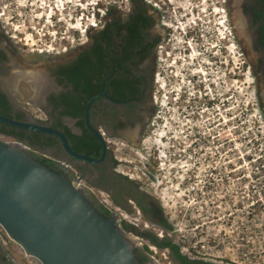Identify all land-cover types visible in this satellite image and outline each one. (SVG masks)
<instances>
[{
	"label": "flooded vegetation",
	"instance_id": "af4514ba",
	"mask_svg": "<svg viewBox=\"0 0 264 264\" xmlns=\"http://www.w3.org/2000/svg\"><path fill=\"white\" fill-rule=\"evenodd\" d=\"M68 3L0 0V92L9 102L12 118L58 129L75 152L95 159L104 154L93 130L97 131L106 143L105 157L94 163L73 158L61 139L48 132L25 129L22 139L1 135L23 143L42 163L50 159L58 172L79 184L99 212L113 218L129 238L140 262L160 264L163 257L181 264L173 252L175 246L182 254L179 229L151 184L161 174L158 136L168 147L177 135L172 158L176 168L168 171L169 177L183 175V165L201 160L199 154H208L204 159L210 161L216 147L230 159V126L224 120L230 114V102L226 89L221 92L218 74L222 62L227 64L230 83L228 29L234 23L256 75L264 110V0H176L174 4L160 0L158 6L156 0H128L125 5L111 6L102 2L97 26L86 28L77 44H71ZM19 6L20 15L16 13ZM30 11L37 20H29ZM191 15L199 18L195 25ZM21 20L26 31L15 28ZM184 26L188 31L182 30ZM36 27L45 28L44 37ZM30 29L40 45L49 44L48 49L41 46V52H35L27 47L22 39ZM16 37L21 38L19 46L13 44L19 42ZM11 85L34 89L30 100L37 109L17 104L8 92ZM89 104L93 130L87 123ZM199 147L209 150L201 153L195 150ZM148 157L150 165L142 179L126 174L142 167ZM192 173L202 187L204 179L197 171ZM211 193L212 188L196 193V202L208 195L207 205L214 208ZM209 207L207 212H211Z\"/></svg>",
	"mask_w": 264,
	"mask_h": 264
},
{
	"label": "rangeland",
	"instance_id": "374dc122",
	"mask_svg": "<svg viewBox=\"0 0 264 264\" xmlns=\"http://www.w3.org/2000/svg\"><path fill=\"white\" fill-rule=\"evenodd\" d=\"M69 1L68 11H70V15L68 17L71 26H74V28H70V39L71 44H77L79 37H81L78 28L83 29L88 25V17L91 16L89 13H92V9L89 11L88 8L89 12H83L79 4L84 3L89 7L93 5L94 0ZM103 1H107V6L117 2L125 5L128 2V0ZM175 2L176 0H174ZM183 5L186 6L187 3ZM21 9L19 6L16 13L23 14L20 12ZM40 10L45 11L42 8ZM30 12L32 15L31 13L28 15L29 20H33V18L37 20L34 11ZM101 13L103 11L98 12L96 16H100ZM11 14H15V12H11ZM76 19H78L77 22ZM82 19H84V27L79 24ZM233 24L232 31L240 53L238 54L237 49L230 45V83L227 84V64L224 65L222 62L221 71L218 75L221 92H225L226 89L225 96L227 98L229 95L230 102V114L226 115L225 118L230 117V130L228 132H230L231 137V172L234 176L245 174L247 177L232 178L229 183L230 197L229 195L226 196V199L231 198L230 201L223 198L221 195L224 194V191L218 189L215 197H212L216 201L214 203L215 208L212 209L207 205L208 198L197 203L193 195H183L170 183H167L161 194L165 195L167 207L171 211L173 221L177 224L176 227L182 228L181 233L184 234L182 236L184 240L194 241L196 236L202 233V236L200 234L198 237L202 239V244L205 246L202 247L200 256L211 260L215 259L213 262L216 264H264V110L260 101L256 75L247 60L244 49L240 46ZM32 25L36 24L32 23ZM218 25L220 26L219 30L222 31L223 27ZM15 28L18 29L17 31H26L25 22L23 20L17 21ZM15 28L12 30L13 33H16ZM35 29L41 32L39 36L43 35L45 30V28L39 29L38 27ZM31 32L32 29L28 30L25 33L26 38L22 39L27 42V47L32 50L35 48V52H41L42 47L48 49L49 44L40 45L41 42L37 39L36 33L33 35ZM16 40L19 42L13 44L19 46L21 38L16 37ZM230 42L232 41L230 40ZM38 48L40 49L37 50ZM41 61L42 59L37 62ZM222 61L224 60L222 59ZM9 88L8 92L14 96L17 104L37 109L30 100L35 95L34 89L32 90L28 86L20 88L17 85H11ZM0 140L10 142L12 139L0 134ZM221 188L223 190V187ZM238 202H241V205H238ZM254 202L257 203L252 206ZM212 205L210 204V206ZM188 207L189 209L186 211L185 208ZM208 207L211 212H207ZM181 210L185 215L180 213ZM195 225H199L200 228L195 230ZM2 230H0L2 239L0 242V264H41L34 257L27 255ZM208 237H214L215 242L211 243L214 247L207 244ZM7 256L14 261L9 260ZM159 259L160 264H176L171 259H163V257Z\"/></svg>",
	"mask_w": 264,
	"mask_h": 264
},
{
	"label": "water",
	"instance_id": "95a60500",
	"mask_svg": "<svg viewBox=\"0 0 264 264\" xmlns=\"http://www.w3.org/2000/svg\"><path fill=\"white\" fill-rule=\"evenodd\" d=\"M89 110L90 104L87 123L93 130ZM0 122L55 134L69 155L85 162H100L106 154V143L95 130L104 147L98 159L75 152L65 134L51 126L1 113ZM0 227L41 264H153L138 260L129 238L81 187L34 158L19 141L0 140Z\"/></svg>",
	"mask_w": 264,
	"mask_h": 264
},
{
	"label": "built area",
	"instance_id": "2783aa9c",
	"mask_svg": "<svg viewBox=\"0 0 264 264\" xmlns=\"http://www.w3.org/2000/svg\"><path fill=\"white\" fill-rule=\"evenodd\" d=\"M145 1L147 2V0H145ZM156 1L158 3H154V5L158 6L160 3V0H156ZM161 1H165V0H161ZM169 1L172 4H174V0H169ZM102 2H104L105 5L107 3V1H103V0H96V1L94 0L92 3L93 5H90L89 7L86 6V4H84V3L79 4L81 6V9L83 10V12L88 11V9H89V11L92 9V13L91 12L89 13V15H91V16L88 17V20H89L88 25H86L84 27V19L79 21V24H81L84 27L83 29L78 28V30H80V32H81L80 33L81 36H83V34L85 33L86 28L97 26L99 16L97 17L96 14L98 12L103 11V9L101 8ZM198 19L199 18H197L195 15H191V24L195 25L197 23ZM77 21H78V19H76V22ZM71 28H74V26H71ZM182 30L186 32V31H188V27L184 26L182 28ZM221 33H223V31H221ZM228 34H229L230 39L232 41V42H230V45L234 46L235 49H237L236 51L239 54L240 52H239V49L236 45V41L234 39L232 27H231V29H228ZM229 119H230V117L228 119H224V120L228 121V124H229ZM173 134L171 133L170 135L172 136ZM176 137H177V135L174 134L172 141H171V144L168 147L164 146L162 136H158V140H157V146H159L157 149L158 157L162 158V160L159 163L157 168L161 170V172H160L161 174L159 175V177H156L155 179H153L151 184L155 187L156 191L158 192L157 195L159 196L161 201L166 205V207H167V202H166L165 197H164L165 195H162L161 192H163L162 190L164 189L165 186H167V183H170L171 186H175V188L177 190H179L185 196L193 195L194 199H196V193H198V192H202V193L205 192L206 193L209 191V189L211 190V188H212L211 194H213L214 197L217 194L218 189H220V191H224V194L221 196L226 199V196L229 195V197H230V194H229L230 193V184L229 183L232 180V178L235 179L236 177H247L245 174H242V175L236 174V176H234L232 174V172H231V167H232L231 160L229 159V157L225 158L223 151L219 147H216V149H213L216 153L214 155V158L213 159L211 158L212 160L210 159V161H208V159H204V157L208 156V154H206L205 156L199 154V156H201V157L203 156V158L201 160L197 159L194 162H192L190 165H186V164L183 165V172H184L183 175H178L177 177H175L174 175H171V177H169L168 171L174 170L176 168V163L172 159V158H174L176 150H177V146L175 145V141H174ZM195 150L202 153L204 151L208 152L209 149L203 148V150H200V147H199ZM198 152L196 153V156H198ZM149 159H150V157H148L147 159H143V161H142L143 163H141L142 167L130 170L129 172H126V174H128V176H130L133 179H142L143 176L145 175L147 167L150 165ZM214 167L216 168V170H214ZM194 171L195 172L197 171L200 174L199 177L204 179V181L202 182V187H200V188L196 182L197 176H194L192 173ZM213 172H216V175H214ZM164 173H166L165 175H167L168 177H161V175ZM229 175L231 177H229ZM163 182H164V185L162 184ZM165 182H167V183H165ZM174 183H175V185H174ZM74 184L76 186L80 187L79 184H77V183H74ZM213 187H214V190H213ZM221 187H223V190ZM207 196L208 195H206L205 198H207ZM226 200L230 201L231 198H229V199L227 198ZM243 202H244V200H243ZM257 202H254L252 206H254ZM215 203H216V201H215ZM181 205L183 206V204H181ZM238 205H241V202H238ZM217 206H219V205H217ZM185 209H186V211H188L189 207L185 208ZM180 213L184 214L182 212V210L180 211ZM195 226H196L194 228L195 230H198L200 228L199 225H195ZM0 230H2V228ZM181 232H182V228L179 229V235H181L180 238L183 240L181 247H180L183 255L192 257L194 260H203V261H208V262H212L213 260H215V259L211 260V259H208L206 257L199 255V254H202L201 249H202V247L205 246L204 244H202V239L200 237H198V235H200V234H201L200 236H202V233L198 234L194 241H192V240L189 241V240H184L182 238V236H184V234ZM1 240L2 239L0 237V241ZM213 242H215L214 237H208L207 244H210L211 246H213V244H211ZM188 243H189V245H188Z\"/></svg>",
	"mask_w": 264,
	"mask_h": 264
},
{
	"label": "trees",
	"instance_id": "16d2710c",
	"mask_svg": "<svg viewBox=\"0 0 264 264\" xmlns=\"http://www.w3.org/2000/svg\"><path fill=\"white\" fill-rule=\"evenodd\" d=\"M142 1H145V0H142ZM77 69H78V67H77ZM78 72L79 71L77 70L76 71L77 75H78ZM10 112H11V108L9 106V102H8L5 94L0 92V113L3 114V115H6L8 117H12ZM17 119H21V118L17 117ZM24 130L25 129H23V128L10 126V125H7V124H4V123L0 122V134H5V135H8V136H13V137H15L17 139H22L26 135ZM46 160L48 162H46L44 164H46L47 166L59 171L57 169V167L54 165L55 163H52V161H50V159H48V158H46ZM49 162H51V163H49ZM173 252H174L175 258H177L181 262V264H216V263L207 262V261H203V260H190L185 255H182L179 252V249L177 247H175V246L173 247Z\"/></svg>",
	"mask_w": 264,
	"mask_h": 264
},
{
	"label": "bare ground",
	"instance_id": "6f19581e",
	"mask_svg": "<svg viewBox=\"0 0 264 264\" xmlns=\"http://www.w3.org/2000/svg\"><path fill=\"white\" fill-rule=\"evenodd\" d=\"M239 25H241V24L239 23Z\"/></svg>",
	"mask_w": 264,
	"mask_h": 264
}]
</instances>
